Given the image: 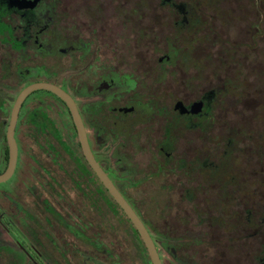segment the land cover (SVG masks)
Returning a JSON list of instances; mask_svg holds the SVG:
<instances>
[{"label":"flooded vegetation","instance_id":"af4514ba","mask_svg":"<svg viewBox=\"0 0 264 264\" xmlns=\"http://www.w3.org/2000/svg\"><path fill=\"white\" fill-rule=\"evenodd\" d=\"M114 192L160 264H264V0H0V264H154Z\"/></svg>","mask_w":264,"mask_h":264},{"label":"water","instance_id":"95a60500","mask_svg":"<svg viewBox=\"0 0 264 264\" xmlns=\"http://www.w3.org/2000/svg\"><path fill=\"white\" fill-rule=\"evenodd\" d=\"M103 180H105V182L108 184V181L106 180V178L102 175ZM115 197L116 199L123 205V207L125 208L126 212L128 213V215L134 220L135 224L137 225V227L139 228V230L141 231V233L144 235L145 240L147 242V244L149 245L150 248V252L152 255V259L154 264H160V260L158 258V255L156 253L155 247L152 243V241H150L147 237V234L145 232L144 227L142 226L141 222L139 221V219L137 218V216L134 214L133 210L130 208V206L125 202V200L117 193H115Z\"/></svg>","mask_w":264,"mask_h":264}]
</instances>
